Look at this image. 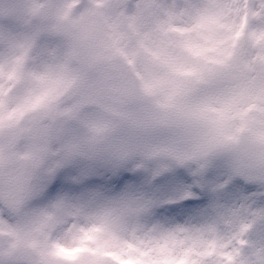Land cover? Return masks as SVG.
Listing matches in <instances>:
<instances>
[{
  "label": "snow or ice",
  "instance_id": "1",
  "mask_svg": "<svg viewBox=\"0 0 264 264\" xmlns=\"http://www.w3.org/2000/svg\"><path fill=\"white\" fill-rule=\"evenodd\" d=\"M85 7L95 13H114L113 20L130 7L150 8L169 18L202 7L217 14L225 40L217 65L223 74L201 82L197 92L206 91L209 99L195 116L174 123L160 116L145 120L122 108H110L136 129L175 128L184 135L193 134V123L202 129L196 132L190 153L167 145L146 153L145 160L171 157L177 168L190 174V183L174 197L160 195L145 201L139 208L141 214L155 212L153 219L162 220V213H179L183 221L191 207L206 201L209 206L190 221L150 224L145 228L147 236L134 230L131 238L107 250L98 243L110 231L107 219L69 224L62 237L48 236L41 264H264V174L250 175L243 160L235 169L218 168L215 163V153L235 149L246 136L264 144V0H152L147 5L141 0H29L26 31L18 32V21L15 31H0V42L7 40L15 49L11 57L0 54V134L9 132L10 146L19 144L25 134L32 135L35 149L23 158L36 164L47 161L45 178L88 159L90 150L113 127L110 121L86 118L87 108L97 102L89 71L111 59L108 53L133 70L136 65V53L117 24L110 21L100 39L95 29L86 30L82 20L73 18ZM78 125L88 127L91 135L75 138L73 126ZM136 168L140 174L149 173L144 161ZM172 169L162 163L148 177L163 179ZM193 195L205 199L168 207L174 198ZM254 225L260 226L259 244L249 238ZM0 238L8 241L6 249L0 248V264H36L27 250L36 243L30 241L27 249L23 247L6 217L0 218Z\"/></svg>",
  "mask_w": 264,
  "mask_h": 264
},
{
  "label": "clouds",
  "instance_id": "2",
  "mask_svg": "<svg viewBox=\"0 0 264 264\" xmlns=\"http://www.w3.org/2000/svg\"><path fill=\"white\" fill-rule=\"evenodd\" d=\"M29 0H0V17H11L18 21V32L26 31L24 21L27 19ZM113 14L95 13L89 8L78 9L74 19L82 20L84 29L93 28L97 37L103 39L111 21L117 24L125 35L128 47L136 53L135 70L143 72L147 77L159 75L156 66L144 55L138 46L139 32L162 22L160 15L154 11L130 7L127 11L112 19ZM0 54L11 57L15 54L7 40L0 42ZM105 64L88 73V81L94 85L97 92V102L87 110V119L91 121H110L113 127L89 152V158L82 161L91 162L101 169H111L116 166H136L144 161L149 173L162 163L177 168L175 161L168 156H158L145 160L146 153L159 145H167L177 152L190 153L196 142V132L201 131L193 123V134L184 135L175 128H148L145 130L133 128L127 120L118 119L111 107L122 108L142 119L160 116L174 123H184L186 118L195 116L201 105L209 99V93L193 94L175 91L170 88L171 76H161L160 87L151 95H145L142 82L137 78L135 70L129 68L122 59L111 55ZM110 89H115L114 91ZM212 95H220L213 93ZM122 97H126L125 102ZM27 122L24 127H27ZM72 135L81 140L91 135L90 129L84 125L73 126ZM35 138L25 134L19 144L10 146L9 132L0 134V191L19 189L24 197L30 195L39 187L44 178L47 161L41 159L39 164L23 158L26 153L34 151ZM55 147V146H53ZM243 160L248 165L252 176L264 174V144L258 143L253 136H246L235 149H224L215 153V163L224 169H235ZM186 170V169H184ZM149 173H143L148 176ZM156 180L139 187L127 189L117 194L104 192H82L79 195H64L41 207L21 215L12 222L22 246L27 249L30 241L36 243L34 249H27L36 262L46 258L49 247L48 236L62 237L69 224H87L99 219L110 222V231L102 234L98 243L107 250L113 245H120L131 238L133 231L147 236V224L140 226L142 218L139 208L145 201L160 196ZM172 243V238H168ZM8 241L0 238V248L6 249Z\"/></svg>",
  "mask_w": 264,
  "mask_h": 264
},
{
  "label": "rangeland",
  "instance_id": "3",
  "mask_svg": "<svg viewBox=\"0 0 264 264\" xmlns=\"http://www.w3.org/2000/svg\"><path fill=\"white\" fill-rule=\"evenodd\" d=\"M141 2L147 5L152 0H141ZM145 10L153 11L150 8ZM160 18L162 22H166V26L162 27L161 23H155L152 28L138 33V46L159 73L147 77L143 72L134 69L144 91L153 94L161 85V76L167 75L172 77L169 82L171 89L193 94L200 89L202 81L223 74V70L217 66L225 42L223 27L212 8L193 9L175 18L160 15ZM15 24L16 21L11 17H0V31L13 32ZM217 167L223 168L220 164H217ZM165 175L166 178L163 179L153 178L140 174L136 166L121 165L111 169H101L94 163L77 160L60 170L54 177H44L39 187L30 194L29 203L21 212L9 210L4 202V191H0V218L6 217L13 222L21 215L68 194L79 195L82 192L117 194L145 183L151 184L153 180H161V183L156 185L160 195L174 197L175 193L180 192L190 183V174L187 170L172 169ZM189 199L205 198L198 195L184 199L174 198L173 203L168 207L185 205ZM208 206L206 201L191 207L185 212L183 221H190L194 216L203 214ZM155 215V212L143 214L138 223L143 226L165 221L183 222L178 219L179 213L173 215L162 213V220L153 219ZM259 228V225H254L249 232V238L255 244H259L261 239Z\"/></svg>",
  "mask_w": 264,
  "mask_h": 264
},
{
  "label": "water",
  "instance_id": "4",
  "mask_svg": "<svg viewBox=\"0 0 264 264\" xmlns=\"http://www.w3.org/2000/svg\"><path fill=\"white\" fill-rule=\"evenodd\" d=\"M26 198L19 189H9L5 194L6 202L15 209H21Z\"/></svg>",
  "mask_w": 264,
  "mask_h": 264
}]
</instances>
